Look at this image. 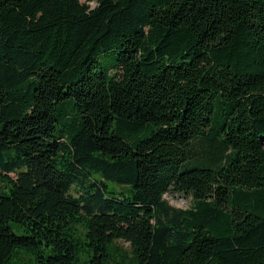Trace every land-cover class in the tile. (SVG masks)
Returning a JSON list of instances; mask_svg holds the SVG:
<instances>
[{
	"label": "trees",
	"instance_id": "16d2710c",
	"mask_svg": "<svg viewBox=\"0 0 264 264\" xmlns=\"http://www.w3.org/2000/svg\"><path fill=\"white\" fill-rule=\"evenodd\" d=\"M0 264H264V0H0Z\"/></svg>",
	"mask_w": 264,
	"mask_h": 264
},
{
	"label": "rangeland",
	"instance_id": "374dc122",
	"mask_svg": "<svg viewBox=\"0 0 264 264\" xmlns=\"http://www.w3.org/2000/svg\"><path fill=\"white\" fill-rule=\"evenodd\" d=\"M82 3H85V0H80ZM91 7H95L96 3H89ZM165 200L175 208L180 209H188L192 204V197L188 196L184 193L169 191L165 195ZM118 249L122 250L123 252L129 253V245L123 242H117Z\"/></svg>",
	"mask_w": 264,
	"mask_h": 264
}]
</instances>
